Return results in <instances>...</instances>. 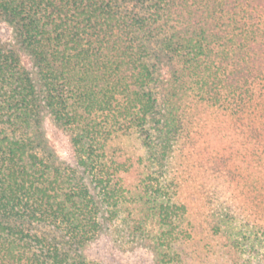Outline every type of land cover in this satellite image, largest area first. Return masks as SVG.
Here are the masks:
<instances>
[{"label": "trees", "instance_id": "1", "mask_svg": "<svg viewBox=\"0 0 264 264\" xmlns=\"http://www.w3.org/2000/svg\"><path fill=\"white\" fill-rule=\"evenodd\" d=\"M0 25V264H104L85 256L101 235L168 264L186 206L169 184L122 187L105 143L139 129L162 169L190 91L229 115L263 102L264 0H0Z\"/></svg>", "mask_w": 264, "mask_h": 264}, {"label": "rangeland", "instance_id": "2", "mask_svg": "<svg viewBox=\"0 0 264 264\" xmlns=\"http://www.w3.org/2000/svg\"><path fill=\"white\" fill-rule=\"evenodd\" d=\"M6 35L0 25V37ZM157 91L163 93L161 87ZM195 93L186 95L184 130L162 160L164 168L150 160L136 128L113 132L105 143L106 156L122 164L117 176L125 189L138 190L145 182L153 188L169 184L172 199L186 206L180 227L187 234L170 241L177 254L168 264H264V101L229 115ZM250 124L259 128L258 136L250 134ZM44 128L60 160L72 163L67 133L48 120ZM134 207L129 205L133 212ZM225 209L234 219L214 223V214ZM147 224L156 236L157 225ZM129 245L121 247L110 235H101L85 256L104 264H153L148 249Z\"/></svg>", "mask_w": 264, "mask_h": 264}]
</instances>
